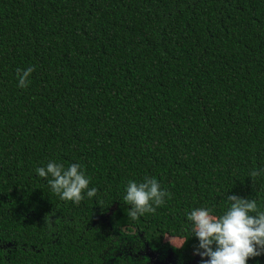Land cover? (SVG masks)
Masks as SVG:
<instances>
[{
    "label": "trees",
    "instance_id": "16d2710c",
    "mask_svg": "<svg viewBox=\"0 0 264 264\" xmlns=\"http://www.w3.org/2000/svg\"><path fill=\"white\" fill-rule=\"evenodd\" d=\"M50 161L96 196L61 200ZM146 176L171 198L134 221ZM230 194L264 211V0H0V264H115L137 241L201 264L185 211Z\"/></svg>",
    "mask_w": 264,
    "mask_h": 264
},
{
    "label": "clouds",
    "instance_id": "9594fccd",
    "mask_svg": "<svg viewBox=\"0 0 264 264\" xmlns=\"http://www.w3.org/2000/svg\"><path fill=\"white\" fill-rule=\"evenodd\" d=\"M34 71L32 66L17 69L19 87L26 88L30 84ZM36 172L40 178L51 177L48 184L61 200L79 204L85 198V190L89 198L97 194V188H89L90 180L78 163L66 168L63 163L50 161ZM249 175L255 179L260 172L253 170ZM166 198H171L170 193L161 188L155 177L146 176L142 182L128 181L124 201L130 205L128 216L135 221L145 214H155ZM227 199L229 206L221 215L214 214L211 207L185 211L192 236L199 241L194 254L201 257V264H248L250 259L264 255V211L259 209L255 199L236 194L228 195ZM170 243L177 247L171 239ZM185 243L183 241L179 247Z\"/></svg>",
    "mask_w": 264,
    "mask_h": 264
},
{
    "label": "flooded vegetation",
    "instance_id": "af4514ba",
    "mask_svg": "<svg viewBox=\"0 0 264 264\" xmlns=\"http://www.w3.org/2000/svg\"><path fill=\"white\" fill-rule=\"evenodd\" d=\"M117 235H120V234L117 233ZM122 239L123 238L120 239L121 246H123L124 244V240ZM138 246H139V241H137L136 243H134L132 246H130L127 249L128 250L127 255L124 252V250L126 249L122 250L121 252L116 253L119 255V259L117 262H115V264H149V262H146L144 249L142 250ZM134 248L137 249V254H134L131 251V250L134 251ZM118 250H120V247L118 248ZM154 260L155 262H153L152 264H186V262L181 260L180 258L177 260V262H175L176 259L172 256L170 252H164V253L156 252V256ZM106 264H113V263H106Z\"/></svg>",
    "mask_w": 264,
    "mask_h": 264
},
{
    "label": "rangeland",
    "instance_id": "374dc122",
    "mask_svg": "<svg viewBox=\"0 0 264 264\" xmlns=\"http://www.w3.org/2000/svg\"><path fill=\"white\" fill-rule=\"evenodd\" d=\"M168 240H170V239H168ZM169 242V241H168Z\"/></svg>",
    "mask_w": 264,
    "mask_h": 264
},
{
    "label": "water",
    "instance_id": "95a60500",
    "mask_svg": "<svg viewBox=\"0 0 264 264\" xmlns=\"http://www.w3.org/2000/svg\"><path fill=\"white\" fill-rule=\"evenodd\" d=\"M109 217V216H108Z\"/></svg>",
    "mask_w": 264,
    "mask_h": 264
}]
</instances>
